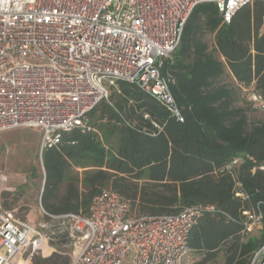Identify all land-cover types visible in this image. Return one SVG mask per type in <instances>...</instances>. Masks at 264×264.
I'll use <instances>...</instances> for the list:
<instances>
[{"label":"trees","instance_id":"16d2710c","mask_svg":"<svg viewBox=\"0 0 264 264\" xmlns=\"http://www.w3.org/2000/svg\"><path fill=\"white\" fill-rule=\"evenodd\" d=\"M161 72L173 80L182 120L137 85L119 82L90 112V130L62 131L44 149L42 206L51 216L88 215L94 197L112 190L143 215L200 207L188 240L194 264H251L264 245V108L251 98L264 102V1L230 23L216 4L197 6ZM245 155L253 161L227 169ZM245 212L262 214L260 229L248 232ZM58 239L69 242L68 234Z\"/></svg>","mask_w":264,"mask_h":264},{"label":"built area","instance_id":"2783aa9c","mask_svg":"<svg viewBox=\"0 0 264 264\" xmlns=\"http://www.w3.org/2000/svg\"><path fill=\"white\" fill-rule=\"evenodd\" d=\"M254 1L0 0V133L41 129L42 159L62 131L90 130V112L121 81L137 85L182 120L170 89L173 80L161 70L180 46L194 9L214 3L230 23ZM252 100L264 108L257 95ZM246 160L253 158L236 157L227 169ZM0 178L7 181L4 174ZM237 196L245 198L242 192ZM40 207L67 227L70 264H187L190 232L205 211L138 214L112 190L94 197L88 215L51 216ZM245 214L248 232L261 228V213ZM50 222L34 224L0 205V264L19 259L29 264L49 242ZM251 264H264V245Z\"/></svg>","mask_w":264,"mask_h":264},{"label":"rangeland","instance_id":"374dc122","mask_svg":"<svg viewBox=\"0 0 264 264\" xmlns=\"http://www.w3.org/2000/svg\"><path fill=\"white\" fill-rule=\"evenodd\" d=\"M258 113L264 117L263 111ZM42 138L43 134L39 129L18 128L0 133V175L4 174L8 177L7 181H2L0 178V192L4 189L1 195L6 200L20 202L22 206L18 209V215L34 224L42 220L49 221L43 214L40 204L39 206L35 204L45 174L40 156ZM28 204H35L39 212L34 211L32 216H29ZM50 224L49 242L43 250L34 254L29 264H42L45 260H49L47 264H59L61 261L59 257H66L70 259V262L72 261L70 240L66 242L58 239L60 234H68L67 227L60 222V231H58L52 222ZM59 245L62 248H58ZM45 248L49 249L47 253ZM55 255H57L56 258H54ZM198 260L199 258L192 254L187 264H194Z\"/></svg>","mask_w":264,"mask_h":264},{"label":"crops","instance_id":"0c3cea01","mask_svg":"<svg viewBox=\"0 0 264 264\" xmlns=\"http://www.w3.org/2000/svg\"><path fill=\"white\" fill-rule=\"evenodd\" d=\"M25 129H30V130H32V129H39V128H25ZM39 130H41V129H39ZM42 131V130H41ZM42 134H43V132H42ZM41 148V147H40ZM79 170V172H82V169H78ZM8 178V177H7ZM8 180V179H7ZM29 185H31V183L29 184ZM42 187H41V189H40V192H39V195H38V198L36 199V203L35 204H37V206H39V204L42 206V203H41V198H42V190L44 189V180H43V182H42ZM11 189H13V188H11ZM14 190V189H13ZM4 191V189L0 192V205H2L4 208H6V209H15V210H17L18 211V209L22 206V204L20 203V202H16V201H14L13 202V200H6V198L5 197H3L2 195H1V193ZM35 204H28L27 205V208H28V210H29V216H32V213L34 212V211H36L37 213L39 212V210L37 209V206L35 205ZM43 207V206H42ZM44 209V208H43ZM45 210V209H44ZM41 215V214H40ZM256 229H260V228H256ZM191 255H192V253H191Z\"/></svg>","mask_w":264,"mask_h":264},{"label":"bare ground","instance_id":"6f19581e","mask_svg":"<svg viewBox=\"0 0 264 264\" xmlns=\"http://www.w3.org/2000/svg\"><path fill=\"white\" fill-rule=\"evenodd\" d=\"M49 250L48 248H45V251ZM18 264H26L25 261H23L22 259L18 260ZM28 264V263H27Z\"/></svg>","mask_w":264,"mask_h":264},{"label":"water","instance_id":"95a60500","mask_svg":"<svg viewBox=\"0 0 264 264\" xmlns=\"http://www.w3.org/2000/svg\"><path fill=\"white\" fill-rule=\"evenodd\" d=\"M43 191H44V189H43Z\"/></svg>","mask_w":264,"mask_h":264}]
</instances>
